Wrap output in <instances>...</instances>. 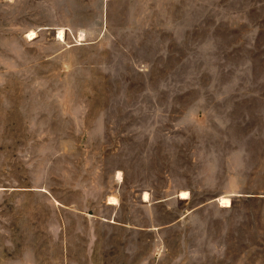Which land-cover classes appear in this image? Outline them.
<instances>
[{"label":"rangeland","instance_id":"1","mask_svg":"<svg viewBox=\"0 0 264 264\" xmlns=\"http://www.w3.org/2000/svg\"><path fill=\"white\" fill-rule=\"evenodd\" d=\"M0 264H264V0H0Z\"/></svg>","mask_w":264,"mask_h":264},{"label":"bare ground","instance_id":"2","mask_svg":"<svg viewBox=\"0 0 264 264\" xmlns=\"http://www.w3.org/2000/svg\"><path fill=\"white\" fill-rule=\"evenodd\" d=\"M34 33H35V31H32L30 34H31V35L33 34V36H35ZM63 34H64V31L61 30V31H60V35L63 36ZM148 196H149V193H148V192H145V198H146V199H148ZM182 196H183V197H186V196H187V192H186V191H183V192H182ZM221 198L223 199L224 202L227 201V202H228L227 204H230V198H229L228 196H224V197H221ZM221 201H222V200H221ZM221 201H220V202H221ZM115 202H116V201H115Z\"/></svg>","mask_w":264,"mask_h":264}]
</instances>
